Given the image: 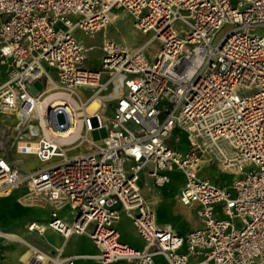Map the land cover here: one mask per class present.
Wrapping results in <instances>:
<instances>
[{"label": "built area", "instance_id": "built-area-1", "mask_svg": "<svg viewBox=\"0 0 264 264\" xmlns=\"http://www.w3.org/2000/svg\"><path fill=\"white\" fill-rule=\"evenodd\" d=\"M117 9L151 34L147 42L131 48L117 40ZM225 23L234 28L213 45ZM76 31L101 32L100 45L85 46ZM96 48L99 67L91 68ZM0 67V114L18 128L6 153L58 158L22 173L0 156V198L24 187L21 204L52 207L48 223L29 231L86 235L103 264H156L155 256L166 264H264V0H0ZM81 87L90 88L85 101ZM48 97L53 104H42ZM102 128V143L88 139ZM175 132L186 137L184 151L179 136L169 142ZM84 143L85 152L67 157ZM203 166L236 176L233 193L201 176ZM172 171L185 179L177 200L198 206L201 227L186 235L158 225L141 192L143 174L158 188ZM65 206L70 222L58 215ZM123 214L143 249L120 241ZM36 251L24 264L79 258Z\"/></svg>", "mask_w": 264, "mask_h": 264}, {"label": "crops", "instance_id": "crops-1", "mask_svg": "<svg viewBox=\"0 0 264 264\" xmlns=\"http://www.w3.org/2000/svg\"><path fill=\"white\" fill-rule=\"evenodd\" d=\"M114 14L117 19L118 15L116 13ZM1 74L2 73L0 72V75ZM0 118L3 121L1 122V124L3 123L2 124L3 127L1 128V131L2 129L13 127V125H10L6 122V120L8 119L4 118L1 114H0ZM0 141H1V133H0ZM8 146L9 145L6 144L5 146L0 145V156L6 155L8 158L13 159L15 162H18L21 165V161L17 158L18 154H16L12 150H10L8 154L6 153L7 150L6 148ZM211 167L214 168L213 166ZM20 170L22 173H26V171L21 167ZM202 170L203 168L200 171V175L208 177L213 181V178L203 174ZM174 173L180 174L182 177L181 185L176 190L175 193L173 192L175 187L172 184L174 180L173 178ZM217 173L233 176L230 173H224L221 171H217ZM168 174L171 179L170 183L164 185L163 187H158V188L153 187L151 181L148 178H146V176L143 174L141 180V192L148 201H150L155 205L156 222L158 225H162V226L170 225L177 234L186 235L187 233L201 227V223L196 213L198 206L195 204L192 206H184L177 200L176 196L184 185V180H185L184 176L179 171H172L169 172ZM219 185L221 187L228 189L225 186L226 184L221 185L220 183ZM25 192H26V188L20 187L14 190L10 196L0 198V206L5 211V216L0 217V264H24L26 258L31 253V249H30L31 247L51 255L55 253V249H61L62 256H73V255L79 256V258L74 261V264H103L97 261L95 258H93V256L99 253V248L89 237H86L85 235L72 234L69 237L65 238L60 233H57L56 231L50 228H47L43 234H39L36 231H29L28 225H30L33 222L41 223L44 225L48 223L51 217L52 207L49 204H42V205L21 204L18 199L19 196H21ZM178 208L186 210L187 219L185 221L182 222L179 218L175 217L171 221H166L163 224L158 222L157 216L159 212L176 213ZM18 211H22V213L24 214L22 218L19 217L22 220L24 219L22 222H20V219L17 216ZM58 215L59 217L65 219L68 222L72 221L73 219V215L68 206L61 208L58 211ZM116 229L118 230L117 224H116ZM5 233L16 235L21 239L7 237L4 235ZM119 238L122 243H125L136 249H143L145 246L144 241L140 237L139 238L142 242L140 246H136L134 244H130L124 241L121 238L120 232H119ZM180 251L185 252V247H182ZM154 260L156 264H166L162 256H155ZM199 260H200L199 258H190L189 263L195 264ZM109 264H129V263H126L124 261H116Z\"/></svg>", "mask_w": 264, "mask_h": 264}, {"label": "rangeland", "instance_id": "rangeland-1", "mask_svg": "<svg viewBox=\"0 0 264 264\" xmlns=\"http://www.w3.org/2000/svg\"><path fill=\"white\" fill-rule=\"evenodd\" d=\"M114 12L118 15L117 20H116L117 35H118L117 40L118 41L125 43L126 45H128L131 48L139 46V45L148 41L151 34L143 35L138 30H136L133 27L132 18L129 15L124 13L123 10H121V9L114 10ZM233 28H234L233 24L225 23L213 36L212 44L213 45L218 44V42ZM74 36L78 40H81L85 46L94 45L97 47L101 43L102 33L99 32V33L95 34L93 37H91L87 34H84L82 31H76L74 33ZM158 47H159L158 42H154V43H152L146 47V49L144 50V54L146 55V57L151 58L152 54H154L158 50ZM100 55H101L100 50L97 48L94 49L90 53V58L86 62V66L91 67V68L99 67ZM2 71H3V68L0 67V72H2ZM3 76H4V71H3V75H0V82L4 80ZM89 89L86 91L84 88L81 87V88L76 90V93L79 95V97L83 101H85V100H87L88 95L90 93ZM104 98H107V96ZM108 115H110V112H108ZM58 120L60 123L64 122V117L62 114L58 115ZM1 122H3V121L0 118V131H1V128L3 127V125H2L3 123L1 124ZM6 122L10 125L14 124V122H12L10 119L6 120ZM13 130H14L13 128H9L8 129L9 132H7V133L5 131H3L2 133L0 132L2 139L6 145H8L10 140H12V137L14 135ZM105 136H106V130L104 128H102V129L94 130L93 132H91L88 135V139L100 144V143H102V140ZM176 136H179L180 140H181L180 144L176 145V147H178L180 150L184 151L185 148L187 147L186 146V137H185L184 133L175 132L172 135V137H170L169 142L173 144V138ZM173 146H175V145L173 144ZM85 150L86 149H85V143H84L82 145H79L77 147L70 149L69 151L66 152V154H67V157L69 159H71L74 156L85 152ZM17 158L21 161V168L24 169L26 172H29V171L34 170V169L44 168V167L48 166L49 164L58 160V158H56V159H53L52 161H49V162H42L35 155H31V154H25V155L18 154ZM202 173L207 175V176L212 177L213 181L216 182L217 184H220V183H221V185L226 184L225 186L230 190L231 193H233V190H231V186H232L233 180L236 178V176H230V175H226V174L217 173L215 168L207 167V166H203ZM173 178H174V180H173L172 184L175 187L173 192L175 193L176 190L181 185L182 177L180 174L174 173ZM1 216H3V217L5 216V211L0 206V217ZM17 216H18V218L19 217L22 218L24 216V214L22 213V211H18ZM157 217H158V222L163 224L166 221H171L175 217L179 218L183 222L187 219V214H186L185 209H179L178 208L176 213L159 212ZM23 220L20 219V222H22ZM117 227H118V230L120 232L121 238L124 241H126L130 244H134L136 246H140L142 244L140 238L136 235L135 230L132 226L131 219L128 216L123 214L117 222ZM160 262H161V260H160Z\"/></svg>", "mask_w": 264, "mask_h": 264}, {"label": "bare ground", "instance_id": "bare-ground-1", "mask_svg": "<svg viewBox=\"0 0 264 264\" xmlns=\"http://www.w3.org/2000/svg\"><path fill=\"white\" fill-rule=\"evenodd\" d=\"M100 99H102L101 97H97V98H95L93 101H92V103L90 104V107L89 108H91V109H96L97 107H98V103H99V101H100ZM55 100L54 99H51L50 97H48V98H46L43 102H42V104H48V105H51V104H53V102H54ZM14 130H13V132H16V129H18V128H13ZM52 132H55V131H52ZM5 236H7V237H10V238H20V237H17L16 235H13V234H10V233H5L4 234ZM21 239V238H20ZM31 249V253L28 255V257L26 258V261H25V263H28V259L30 258V257H36V255H37V251H36V249L35 248H33V247H31L30 248ZM41 264H48V258H45L44 259V261L41 263Z\"/></svg>", "mask_w": 264, "mask_h": 264}]
</instances>
